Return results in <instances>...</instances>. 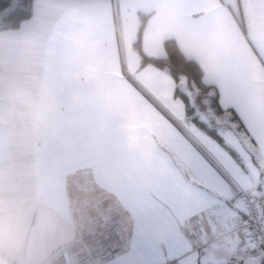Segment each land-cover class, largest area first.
<instances>
[{"label":"crops","instance_id":"obj_1","mask_svg":"<svg viewBox=\"0 0 264 264\" xmlns=\"http://www.w3.org/2000/svg\"><path fill=\"white\" fill-rule=\"evenodd\" d=\"M235 2L239 12L233 0H32L29 18L0 30L32 50L51 88L40 123L0 101V199H14L23 210L43 241L46 264H104L120 251L109 241L110 209L143 189L126 172L116 179L112 150L147 164L164 144L156 100L144 85L168 77L140 64L141 16L143 54L165 57L164 40L173 38L199 65L203 84L224 75L240 81L256 78L264 61V0ZM189 155L185 146L182 166L172 174L180 185ZM179 208L187 220V193ZM122 216L127 230L132 218ZM197 216L195 226L210 245L229 251L235 232L223 243L214 235L225 233L226 219ZM96 238L97 245L89 241ZM121 243L131 247L136 240Z\"/></svg>","mask_w":264,"mask_h":264},{"label":"snow or ice","instance_id":"obj_2","mask_svg":"<svg viewBox=\"0 0 264 264\" xmlns=\"http://www.w3.org/2000/svg\"><path fill=\"white\" fill-rule=\"evenodd\" d=\"M153 78L144 88L162 122L164 144L144 160L121 157L113 148L116 179L123 173L140 182V194L117 199L110 209L109 241L120 248L104 264H264V61L256 78L224 75L189 87L183 69ZM193 74V82L198 80ZM190 155L185 184L172 174ZM188 194L191 216L180 202ZM230 220L235 240L218 252L195 226L197 213ZM122 213L132 218L125 230ZM135 237V246L122 245Z\"/></svg>","mask_w":264,"mask_h":264},{"label":"clouds","instance_id":"obj_3","mask_svg":"<svg viewBox=\"0 0 264 264\" xmlns=\"http://www.w3.org/2000/svg\"><path fill=\"white\" fill-rule=\"evenodd\" d=\"M33 56L26 44L0 35V101L40 123L48 114L51 88L36 70ZM45 227L51 229L54 225ZM214 235L221 243L228 239L227 233ZM0 264H46L43 241L14 199H0Z\"/></svg>","mask_w":264,"mask_h":264},{"label":"trees","instance_id":"obj_4","mask_svg":"<svg viewBox=\"0 0 264 264\" xmlns=\"http://www.w3.org/2000/svg\"><path fill=\"white\" fill-rule=\"evenodd\" d=\"M32 13V0H0V30L16 28L20 23L29 18ZM144 15L138 29V40L135 46L140 53V64H153L168 72L169 69L176 71L183 69L187 75V83L194 84L193 74H197L199 79L195 81L196 87L203 88L205 84L201 82L202 71L199 65L190 58L182 54L173 38L164 40L165 57H150L143 54L140 50V34L144 25Z\"/></svg>","mask_w":264,"mask_h":264},{"label":"built area","instance_id":"obj_5","mask_svg":"<svg viewBox=\"0 0 264 264\" xmlns=\"http://www.w3.org/2000/svg\"><path fill=\"white\" fill-rule=\"evenodd\" d=\"M235 232V228L233 223L230 220H226V229H225V233H227L228 235L232 236Z\"/></svg>","mask_w":264,"mask_h":264},{"label":"rangeland","instance_id":"obj_6","mask_svg":"<svg viewBox=\"0 0 264 264\" xmlns=\"http://www.w3.org/2000/svg\"><path fill=\"white\" fill-rule=\"evenodd\" d=\"M233 2L236 4L235 6H236V10H237V12H239V9H238V7H237V3L235 2V0H233ZM239 14H240V13H239ZM187 79H188V78H187ZM188 86H189V87H193V86H195V85H194V84H189V83H188ZM195 87H196V86H195ZM103 235H104V234H103ZM93 236L96 237V234H93L92 237H93ZM100 237L105 238L106 236H105V235H104V236H102V235L97 236V238H100ZM97 238L94 239V240L91 239V240H89V241H90L92 244L97 245V244H98ZM89 245L92 246L90 243H89Z\"/></svg>","mask_w":264,"mask_h":264}]
</instances>
